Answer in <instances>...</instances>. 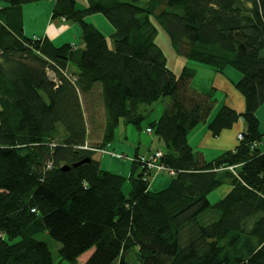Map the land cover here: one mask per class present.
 I'll return each mask as SVG.
<instances>
[{"label":"trees","instance_id":"1","mask_svg":"<svg viewBox=\"0 0 264 264\" xmlns=\"http://www.w3.org/2000/svg\"><path fill=\"white\" fill-rule=\"evenodd\" d=\"M0 1L7 4L0 10V264H55L41 234L61 244L62 259L84 264H131L132 256L137 264H264L257 116L264 105V0H87L84 9L56 0L53 18L77 24L83 48L24 35L23 7L45 0ZM94 15L113 27L109 37L87 21ZM152 16L185 60L240 75L233 85L245 111L223 105L208 130L218 137L239 120L246 130L213 162L188 136L209 120L215 93L193 89L189 67L180 75L168 67ZM92 95L104 111L98 143L89 142ZM165 97L170 102L147 133L165 145L160 162L174 172L168 186L150 189L154 175L142 156L133 158L128 177L102 170L94 156L118 126L140 128L146 107ZM84 159L90 162L73 167ZM225 184L231 191L211 204L209 195ZM211 209L218 219L202 225L199 217Z\"/></svg>","mask_w":264,"mask_h":264},{"label":"crops","instance_id":"2","mask_svg":"<svg viewBox=\"0 0 264 264\" xmlns=\"http://www.w3.org/2000/svg\"><path fill=\"white\" fill-rule=\"evenodd\" d=\"M74 1L77 7L80 9H84L87 6V0H74ZM55 3H56V0H47V1L25 5L23 7L24 35L28 38L29 37L48 38L56 46L74 43L78 45L79 47L83 48L84 46L81 42L80 28L78 27V25L75 23L66 21L63 18H53L52 15H53V8H54ZM5 7H7V4L0 1V10L4 9ZM25 7L26 8L29 7L28 10H30L31 8L30 12H34L32 13V17L27 15ZM33 9L35 11H33ZM43 9L45 10V15L47 16H42ZM34 14L37 15V18ZM100 16L101 15H94L90 17L94 18L92 19V21H94V20H101ZM92 21L91 23H93L95 26L98 27V25ZM113 32H114V29L112 27L110 28L108 34L104 32L103 33L107 37H109ZM184 65H187L189 67L191 66L196 69V70H192L195 73L194 77L196 74L199 75V79H195L193 77L191 81V86L193 89H195L196 91L200 93H209L211 91H214L216 99H218L217 98L218 95L221 96L223 100L222 103H224L223 105L234 109L238 113H243L245 111V107H246L245 99L236 90V88L233 85V82H237L239 80L240 78L239 73H237L236 71H233L232 69H228L226 70L225 74H220V73L215 72L209 67L204 68L205 66L199 67V65H189L187 63H185ZM95 98L96 97L92 95L87 100L88 110L86 113V117L88 116L89 119L91 120L90 122L91 125L89 126V129H88L91 135L90 141H89L90 143H98L101 141V135L103 133L104 123H105L104 111H103V108L101 107L100 100H96ZM263 106H261V108H259V110L257 111V116L260 121V127H261L262 120L259 116V113H261V111L263 110ZM210 121L211 119H209L206 123H204L205 125H203L202 127H199L200 125L198 126L199 128L196 127L193 131L190 132L188 136L190 145L194 148V150L196 149L195 151L198 154H200V156H202V158L206 162H213L215 159L220 157L222 153L226 151L234 150L239 143L237 140V136L239 134H243L246 130L244 121L239 120V122H237L231 129L224 130L218 137H214L207 128L208 122ZM262 140L264 142V138ZM141 144H142V141L140 139L139 147ZM139 147H137L135 150L131 148H127L125 150H127L130 153L129 155L130 157H132V159L136 156H147L156 151L164 152L162 147H160V145L155 146L154 143H152V145L150 146L145 147L143 151L140 150ZM208 148L212 149L215 153H217L216 154L217 156H212V153L207 152ZM259 148L261 151H263L261 145L259 146ZM100 153L101 152L96 153L94 156V159L100 162V165H101L103 158L99 157ZM126 166H127L126 173H128V176H130L131 171H132V161L128 163ZM109 169H110V172L113 171V173L115 174H120L124 176L125 172H122V171L118 172V170H113V168H109ZM160 185H161L160 187H162L161 189H164L165 187L168 186V183L163 182V183H160ZM223 186L225 188L224 191L219 193V195H222V196L221 197L217 196L216 199L220 200L224 198L232 189L230 184H225ZM150 189H151V186H150ZM210 195H209V200L211 202L212 199Z\"/></svg>","mask_w":264,"mask_h":264},{"label":"rangeland","instance_id":"3","mask_svg":"<svg viewBox=\"0 0 264 264\" xmlns=\"http://www.w3.org/2000/svg\"><path fill=\"white\" fill-rule=\"evenodd\" d=\"M45 1H47V0H45ZM146 4H147V0H140L141 6H145ZM28 9H29V7L26 8V13H27V15L32 17V13H34V12H30L31 8H30V10H28ZM33 11H35V10L33 9ZM42 12L44 14V15L42 14V16H47V15H45L44 9L42 10ZM35 16L37 18V15H35ZM100 17H101L100 18L101 20L92 21V19H94V18H91L89 16L87 18V21L88 22H91V21L95 22V24H97L98 27L104 33L108 34L109 30H110V28H112V26L109 24V22L106 20V18L104 16H100ZM151 22L157 28V31H158L157 36L155 38V42L163 50V52L167 58L168 67L176 75L181 74L183 68L185 66H187V65H184L185 63H187L189 65H196L195 63L188 62L187 60H185L183 57H181L179 55L178 51L172 45L167 31L165 30L162 23L160 21H158L157 18L152 16ZM29 38H31V37H29ZM109 43L112 44L110 39H109ZM261 53L264 55V49L262 50ZM187 67H189V66H187ZM199 67H204V66L199 65ZM189 68L190 69L192 68L191 70H196L194 67H191V66ZM204 68H206V67H204ZM233 71H235V70H233ZM194 78L199 79V75L196 74ZM217 98L219 100L217 99V104H216L215 108L213 109V111L211 112L210 117H209V119H211V120L215 117V115L218 113V111L220 110V108L224 104V103H222L223 100H222L220 95H218ZM169 102H170V98L165 97V98H162L159 101L153 103L152 105L147 106L146 111H145V119L141 122L140 128L133 126V125H128L125 123H121L118 126V128L116 129V133H115V139L106 147V149L103 153L99 154V157L103 158L102 164H101L102 170L110 171L109 168H113V170H118V172H120V171L125 172L124 176L128 177V173H126V168H127L126 165L132 161V157H130V155H129L130 153L125 149L131 148V149L135 150L137 147H139L140 139L142 141V144L140 145L139 148L142 151L144 150L145 147L152 145V143H154L155 146L160 145V147H162L163 151L166 150L164 143L161 142L160 140H158L155 135H151V134L148 135L146 130L149 127L151 122H153L154 120H158V118L161 117L165 108L168 106ZM259 116L262 120L260 132L264 135V106H263V110L261 111V113H259ZM87 119H88V116H87ZM88 122L90 124L89 120H88ZM203 125H205V124L203 123L199 127H202ZM207 128H208V125H207ZM59 129H60V131L64 132V130L61 126L59 127ZM263 138H264V136H263ZM260 145H261L262 150L264 152L263 140L260 143ZM207 152L212 153V156H217L216 155L217 153H215L210 148L207 149ZM122 155H125V156H123L122 158H118L119 156H122ZM111 172L113 173V171H111ZM171 179H172V177L169 176V174H167V173L161 174L158 176H154L150 181L151 189L152 190H163V189H161L162 187H160L161 186L160 183L165 182V183L169 184ZM224 189H225L224 186H221L218 188V190H215L210 195V197L212 199L211 204H216L218 202L219 199H216V197L217 196L221 197L222 195H219V193L223 192ZM130 190H131V183H130V181H127L124 185V193L128 195ZM218 217H219V213L217 211L211 209L199 217V222L202 225H209V224H212L213 222H215L218 219ZM37 239L45 242L48 245V247L52 253L53 261L55 262V264H84L83 258L79 259L78 262H71L69 260L62 259L60 256V253H59L60 248H61V244L58 243L57 241H55L50 235L41 234V235L37 236ZM113 264H118V260ZM131 264H137V260L133 256L131 257Z\"/></svg>","mask_w":264,"mask_h":264},{"label":"built area","instance_id":"4","mask_svg":"<svg viewBox=\"0 0 264 264\" xmlns=\"http://www.w3.org/2000/svg\"><path fill=\"white\" fill-rule=\"evenodd\" d=\"M148 133H151V130L148 129ZM243 139L242 134H239L237 136V140L240 141ZM85 149H88L87 146L84 147ZM124 155L119 156L118 158H122ZM163 154L161 151H156L152 154H149L147 156L140 157V161L143 164V166L147 169L148 172H151L154 176L161 175V174H169L170 176L174 175V172L172 170H169L165 165H163L160 162V159L162 158ZM133 160V159H132ZM233 169V168H231ZM33 212H35L33 210Z\"/></svg>","mask_w":264,"mask_h":264},{"label":"water","instance_id":"5","mask_svg":"<svg viewBox=\"0 0 264 264\" xmlns=\"http://www.w3.org/2000/svg\"><path fill=\"white\" fill-rule=\"evenodd\" d=\"M89 162H90V159H84V160L80 161L79 163L74 164L73 167L77 168V167H80V166H82V165H84L86 163H89ZM70 169H71L70 166L62 167V171H69Z\"/></svg>","mask_w":264,"mask_h":264},{"label":"bare ground","instance_id":"6","mask_svg":"<svg viewBox=\"0 0 264 264\" xmlns=\"http://www.w3.org/2000/svg\"><path fill=\"white\" fill-rule=\"evenodd\" d=\"M83 147V146H82Z\"/></svg>","mask_w":264,"mask_h":264}]
</instances>
